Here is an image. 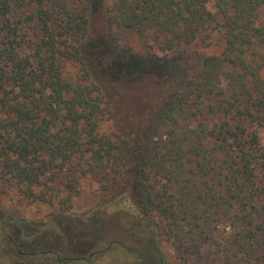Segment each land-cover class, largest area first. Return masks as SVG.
<instances>
[{
	"label": "trees",
	"instance_id": "1",
	"mask_svg": "<svg viewBox=\"0 0 264 264\" xmlns=\"http://www.w3.org/2000/svg\"><path fill=\"white\" fill-rule=\"evenodd\" d=\"M263 10L264 0H104L108 32L88 40L90 0H0L9 264L89 260L112 204L131 235L147 232L126 246L139 264H170L161 238L178 264H264ZM104 78L144 84L122 124ZM88 181L84 219L70 211Z\"/></svg>",
	"mask_w": 264,
	"mask_h": 264
},
{
	"label": "rangeland",
	"instance_id": "2",
	"mask_svg": "<svg viewBox=\"0 0 264 264\" xmlns=\"http://www.w3.org/2000/svg\"><path fill=\"white\" fill-rule=\"evenodd\" d=\"M104 7V0H90V13H89V24H88V40L98 38L108 32L107 26L105 25L102 17V8ZM261 16H264V10L261 12ZM124 46L130 47L132 50H139L138 39L126 33L123 36ZM216 49H211L208 52H215ZM107 56V55H106ZM104 61H108L107 57L104 58ZM196 62V61H195ZM104 66L103 63H99V70ZM105 67V66H104ZM127 79V78H126ZM103 83L106 86V91L109 92V95L113 100L112 107L116 114V119L126 120L128 114L125 113L126 110L130 107L138 109L142 106L141 94L145 91L142 89L144 84L138 83L137 85L127 86L125 83H115L113 85L110 79L104 78ZM154 85H151L149 88H153ZM152 90V89H150ZM140 96V97H139ZM121 117V118H120ZM113 122V120H112ZM121 124L122 122L119 121ZM114 124V122L112 123ZM110 127V126H109ZM108 127V128H109ZM85 189L74 198V205L70 214L80 215L83 214L84 219L91 218L93 203L91 201V192L96 189V184L92 181H88L84 187ZM119 201H122L120 199ZM14 206L19 207L18 200L15 199ZM1 205L7 206L9 204L8 197H0ZM125 207L130 205L128 202L124 203ZM108 209L105 211H99L100 217H103L105 227H107L106 233L104 234L105 238L99 244L95 255H93L87 261H72L66 260L58 263H54V257L49 256L52 264H139L138 256L134 250L128 249L126 246H137L143 244L144 239L146 238L147 232L140 230L131 235L127 229V224L129 223L126 216L118 214V206L109 205ZM136 207L131 204L129 209H135ZM117 226H121V229H118ZM117 228V229H116ZM133 236V237H132ZM117 239H120L122 243L117 242ZM159 245L163 254L165 255L167 262L172 264H178V254L173 249L171 242L169 240L161 238L159 240ZM10 252L8 251V245L6 242H3L0 237V264H9L11 261ZM51 263V262H50ZM49 262L44 264H50Z\"/></svg>",
	"mask_w": 264,
	"mask_h": 264
}]
</instances>
